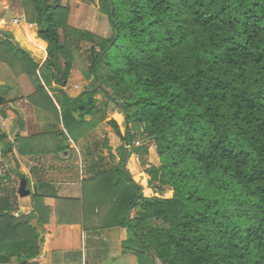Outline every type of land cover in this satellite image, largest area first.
I'll return each mask as SVG.
<instances>
[{"label":"trees","instance_id":"trees-1","mask_svg":"<svg viewBox=\"0 0 264 264\" xmlns=\"http://www.w3.org/2000/svg\"><path fill=\"white\" fill-rule=\"evenodd\" d=\"M80 2L108 18L110 38L70 26L62 0H20L25 23L46 44L42 65L9 23L0 27V64L29 79V102L62 127L16 138L4 153L68 150L98 124L97 93L118 110L108 123L123 143L124 125L128 152L123 166L98 159L85 167L78 199L34 193L24 216H15L16 190L0 187V264H51L68 229L119 228L127 233L123 252L139 264H151L148 252L160 264H264V0ZM82 43L90 45L86 57ZM74 67L94 85L71 99L63 89ZM150 143L159 165L148 169ZM130 154L147 184L125 171ZM147 188L171 196L145 197Z\"/></svg>","mask_w":264,"mask_h":264},{"label":"crops","instance_id":"crops-1","mask_svg":"<svg viewBox=\"0 0 264 264\" xmlns=\"http://www.w3.org/2000/svg\"><path fill=\"white\" fill-rule=\"evenodd\" d=\"M74 4L75 10L72 5H69L68 24L78 30L88 31L80 27V19L84 14L86 15V10L81 11L78 7L80 4ZM4 8L7 14L9 12L6 11L8 7ZM4 8L0 7V25L4 26L9 23L11 26L7 30L10 31L13 39L29 53L35 63L42 65L46 60V44L36 37L37 28L25 23L21 12L12 15L11 20H7L6 17L1 19ZM89 16L93 20L91 13ZM101 16L105 18L108 24L107 17ZM14 18L19 20V23L14 24ZM102 26L104 27V25ZM90 32L97 34L93 31ZM30 36H34L33 40L37 41L38 44L29 42ZM80 80L82 78L73 68L70 79L63 89L67 97L75 99L80 96L82 91L76 84ZM34 91L35 89L25 75L14 77L0 64V96L2 98L0 116L8 118V120H3L0 123V138L3 139L0 141V176L6 177L0 181V184L13 181L14 177L18 179L16 175V170H18V173L25 174L26 189L31 193L29 196L19 198L18 189L16 190L18 216H24L32 211L34 193L58 198L78 199L81 195L80 186L85 170L84 165L79 160L78 147L83 140L88 139V136L76 141L69 140V148L63 152L21 156L16 153L15 149L11 150L10 148L13 156L4 153V148L8 144L14 143L16 138H28L62 131V127L48 113L29 102L28 98ZM55 105L57 104L55 103ZM52 146L53 148L56 147L55 144ZM131 160L128 162L132 165L130 168L136 169L137 158ZM32 224L35 225L36 222L33 221ZM68 230L62 235L61 242L53 249L51 264H127L131 258L130 255L122 251V243L127 237L125 229L119 228L113 233L95 232L78 235L74 233L75 229Z\"/></svg>","mask_w":264,"mask_h":264},{"label":"rangeland","instance_id":"rangeland-1","mask_svg":"<svg viewBox=\"0 0 264 264\" xmlns=\"http://www.w3.org/2000/svg\"><path fill=\"white\" fill-rule=\"evenodd\" d=\"M62 2L68 5H72L73 9L75 8L74 3H77V4L79 3L80 4V6H78L79 9L81 11L86 10V15L84 14L80 19L81 28H84L88 30L89 32L90 31L96 32L97 33L96 35L101 36L103 38L111 37L112 30L109 24V20L107 24L105 18H103L101 16L102 14H100L97 10H95L94 8L86 4L81 3L80 0H62ZM0 7L1 8L8 7L6 11H9L6 14L5 8L3 9L2 19L6 17L7 20H11L12 15L19 14V12L21 13L24 12V10L21 7L20 0H0ZM90 13L93 16V20L89 16ZM96 17H101V18H96ZM23 20L25 21L24 17H23ZM102 25H104V27ZM0 27L2 26L0 25ZM34 27L36 26L34 25ZM89 47L90 45L88 43H82L81 55L83 57H86L87 50L89 49ZM74 70L78 73L79 77L82 78V80H80L79 83H76L78 84L82 92L85 89L83 87H86V86L88 88L93 87L94 83L92 80L86 81L81 75V73L79 72V70L77 69V67H74ZM94 99L96 100L95 111L100 110V113L96 114V120L98 121V124L85 135V136H88V139L85 141L83 140L84 142L82 141L81 144H79V147H78L79 156H80L79 160L81 161V164L84 165V168L86 167L87 170H88L90 163L92 161H97L98 159H101L100 162L102 163L103 167L123 166L121 165L120 157L123 154L124 157L126 158L128 150L126 149H124V151L122 150V147L124 146L122 139L114 134L113 129L108 123L109 120L113 118L116 119V116L114 115V113L118 112V110L112 104L106 102V98L100 93H97L94 96ZM105 104H107V106H105ZM85 120L89 121L91 120V118L88 116V117H85ZM121 129H122L121 130L122 133H124V125L121 126ZM142 143H143L142 139L137 138L135 142V146L136 147L141 146ZM136 158L134 154H130V158L127 160L126 166H124L125 171L129 173V175L133 178L135 182H141L142 184H147L149 180L147 170L140 168L138 159H137V163L135 167H137L136 169H139V170L130 168L132 167V165L128 162H131L132 161L131 159H136ZM148 160H149V165L147 167L148 169L149 167L159 165V161L156 156L155 147L153 143L149 144ZM87 174L88 172H86L85 174L88 177ZM85 179H82V180H85ZM19 184L20 182L17 179V177L16 178L14 177L13 181L2 182L0 187L5 188L8 191H10V189L17 190L19 187ZM144 196L145 197L161 196V197L168 198L171 196V192L167 188L164 189L163 192H158L151 188H147L144 191ZM122 248H123V245H122ZM126 254L130 255L131 257L127 264H139L137 262L136 257L133 254L131 253H126ZM155 264H160V263L156 260Z\"/></svg>","mask_w":264,"mask_h":264},{"label":"water","instance_id":"water-1","mask_svg":"<svg viewBox=\"0 0 264 264\" xmlns=\"http://www.w3.org/2000/svg\"><path fill=\"white\" fill-rule=\"evenodd\" d=\"M90 103H91V99L87 98L88 106L85 109L86 112H89V110H90V107H89ZM1 104H2V98L0 96V105ZM80 109L82 110L83 107H80ZM124 139H125V142H124L125 149L127 150L128 149V146H127L128 143H127V132L126 131L124 132ZM8 151H10V148H8ZM26 187H27L26 179L25 178H21L20 179V184H19V187H18V190H17V195H18L19 198H23V197L29 196L31 194L30 191L26 189ZM148 257H150V259H151V264H155V258H154L153 255H150L149 252L146 255V258H148Z\"/></svg>","mask_w":264,"mask_h":264},{"label":"built area","instance_id":"built-area-1","mask_svg":"<svg viewBox=\"0 0 264 264\" xmlns=\"http://www.w3.org/2000/svg\"><path fill=\"white\" fill-rule=\"evenodd\" d=\"M13 23H14V24H17V23H19V20L14 19V20H13ZM2 122H3V119H2V117L0 116V123H2ZM85 174H86V171L84 170V171H83V177H82V179H85V178H86V175H85ZM15 215L17 216V214H15Z\"/></svg>","mask_w":264,"mask_h":264}]
</instances>
